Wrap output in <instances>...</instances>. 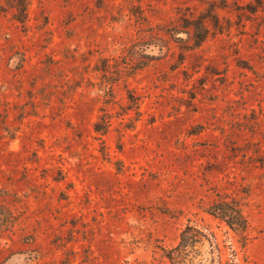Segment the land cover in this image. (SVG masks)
Returning a JSON list of instances; mask_svg holds the SVG:
<instances>
[{"label":"rangeland","instance_id":"obj_1","mask_svg":"<svg viewBox=\"0 0 264 264\" xmlns=\"http://www.w3.org/2000/svg\"><path fill=\"white\" fill-rule=\"evenodd\" d=\"M208 1L0 0V264H171L189 224L264 264V0L189 50Z\"/></svg>","mask_w":264,"mask_h":264},{"label":"trees","instance_id":"obj_2","mask_svg":"<svg viewBox=\"0 0 264 264\" xmlns=\"http://www.w3.org/2000/svg\"><path fill=\"white\" fill-rule=\"evenodd\" d=\"M207 3L208 7L198 16L185 18L188 22L184 27L189 29L190 32L188 31V33L192 41L189 50H195L199 47L211 33L212 27L219 25L216 9L226 5L219 4L215 0H209ZM22 9H25V6ZM171 31L173 35H177L182 30L178 26H174ZM176 38L178 42L185 41L183 37L177 36ZM110 124L109 117H100L94 123V129L105 134ZM209 212L224 220L235 231L242 232L247 228V218L238 200H218L209 207ZM214 238L212 233L189 224L182 231L179 243L171 248L164 249L165 255L171 264H213L215 249L219 250Z\"/></svg>","mask_w":264,"mask_h":264}]
</instances>
